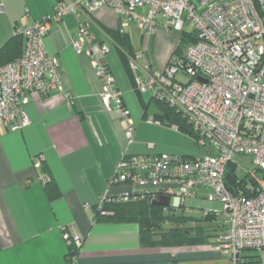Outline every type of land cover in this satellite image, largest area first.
Listing matches in <instances>:
<instances>
[{
  "label": "built area",
  "instance_id": "obj_1",
  "mask_svg": "<svg viewBox=\"0 0 264 264\" xmlns=\"http://www.w3.org/2000/svg\"><path fill=\"white\" fill-rule=\"evenodd\" d=\"M103 6L121 19L120 32L134 25L151 36L160 20L169 32L182 33L188 22L194 26L196 43L181 56L169 58L164 69L146 61L139 64L142 58L137 56L129 58L128 65L140 73L134 90L150 93L152 100L181 114L206 155L153 153L149 143L147 153L123 156L111 180L142 188L104 196L99 207L105 202L168 197V207L178 211L205 190L203 198L221 204L222 210L197 211L223 215L224 232L212 245L229 255L228 264H239L243 252L264 251V0H58L50 15L15 30L23 39V53L0 67V137L30 125L26 107L33 96L62 91L60 61L46 53L44 38L53 23L73 16L78 30L72 48L90 60L101 82L102 107L121 114L125 137L132 142L134 122L102 58L110 44L97 42L89 29L91 14ZM144 120L162 124L151 116ZM240 157L249 159L250 171L245 182L228 188L227 166ZM43 159L40 156L36 168ZM46 182L42 179L43 185ZM63 238L66 243L79 241L68 234Z\"/></svg>",
  "mask_w": 264,
  "mask_h": 264
},
{
  "label": "crops",
  "instance_id": "obj_2",
  "mask_svg": "<svg viewBox=\"0 0 264 264\" xmlns=\"http://www.w3.org/2000/svg\"><path fill=\"white\" fill-rule=\"evenodd\" d=\"M57 1L0 0V50L16 36L17 28L50 15ZM89 20L95 40L110 44L109 53L102 58L134 122L132 142L125 137L126 122L121 114L102 107L101 82L90 60L72 48L78 30L76 18L67 16L53 23L44 47L60 61L62 91L33 96L26 107L30 125L0 137V264H69L66 255L71 244L78 248L71 264H228L229 255L211 243L142 247L137 224L94 222L104 196L129 191V185L111 181L123 156L145 154L149 143L154 145L153 153L191 156L182 149V132L144 120L147 116L155 119L158 110L150 112L151 95L145 98L146 93L134 90V78L140 73L130 69L131 78L108 34L119 29L121 19L103 6ZM160 23L155 37L167 31ZM123 32L129 36L135 57L142 58L139 64L146 61L164 69L170 57L149 58L150 35L134 25ZM40 156L44 159L36 168ZM44 178L48 179L45 185ZM49 183L60 192L53 201L45 194ZM206 193L200 190L199 199ZM64 234L79 241L66 243ZM262 256L264 251L243 252L239 264H257Z\"/></svg>",
  "mask_w": 264,
  "mask_h": 264
},
{
  "label": "trees",
  "instance_id": "obj_3",
  "mask_svg": "<svg viewBox=\"0 0 264 264\" xmlns=\"http://www.w3.org/2000/svg\"><path fill=\"white\" fill-rule=\"evenodd\" d=\"M108 34L113 45L117 48L124 69L133 78L128 62L129 58H133L135 54L132 50L129 36L124 32H120V29L108 31ZM196 41L197 37L194 32L192 34L182 32L170 58L178 53L184 42L191 45L196 43ZM21 53H23V39L19 36H14L0 50V67L19 58ZM156 103L159 105L158 114L155 116L157 121L167 126H176L180 132L193 138L194 135L181 114L159 102ZM239 181L241 183L245 182L244 179L237 177L235 164L230 163L226 169V186L229 188L237 185ZM45 194L49 201L60 197V192L51 183L45 186ZM152 202L153 200L150 197L123 203L105 202L98 207L94 222L137 224L142 247H180L212 244L213 240L224 232L223 220L218 222L217 215L213 213L207 216L202 214L201 218L196 219L181 215L185 208L175 211L170 206H154ZM77 253V246L74 244L68 246L66 260L69 264L72 263ZM254 258L257 259L258 257Z\"/></svg>",
  "mask_w": 264,
  "mask_h": 264
},
{
  "label": "rangeland",
  "instance_id": "obj_4",
  "mask_svg": "<svg viewBox=\"0 0 264 264\" xmlns=\"http://www.w3.org/2000/svg\"><path fill=\"white\" fill-rule=\"evenodd\" d=\"M161 23L160 24L163 25L164 21L161 20ZM183 32L187 34H192L194 32V26L188 22L184 26ZM180 34L181 33H177V32L162 31V33L160 35H157V37H155L154 34L150 36L152 37V43H150L151 46L149 45L148 47L149 58L150 57L151 58H155V57L161 58L165 56L167 57V60H168V58L170 57V55L172 54L173 50L176 47V44L178 42V37ZM189 45H190L189 43L184 42L181 45V48L178 51V53L173 56H181L183 53H185ZM145 96H146L145 98H149L150 93H146ZM158 106L159 105H157V103L154 100H152L150 112L156 110V113H157ZM26 112H27V108H26ZM183 136L184 138H183V143H182L183 144L182 149L185 152H187V154H189L190 156L206 155V149L205 148L198 149L192 137L188 135L185 136V134ZM233 163L235 164V173L237 177L239 179H243L247 175V173L250 171L249 159L240 157V158H236ZM141 188L142 187L137 184L129 185V191H132V192L138 191ZM147 188H152V186H147ZM197 209L208 210V211H213V212H221L222 205L217 202H210V201H207L206 199H201V198L196 199V200H191V201L186 202L185 211L181 212V215L199 219L202 216V211L201 210L197 211ZM217 217L219 218V220H223V215L221 213H219ZM198 223H201V222H198ZM166 227L168 228L167 225ZM257 264H264V258L262 262H259Z\"/></svg>",
  "mask_w": 264,
  "mask_h": 264
},
{
  "label": "water",
  "instance_id": "obj_5",
  "mask_svg": "<svg viewBox=\"0 0 264 264\" xmlns=\"http://www.w3.org/2000/svg\"><path fill=\"white\" fill-rule=\"evenodd\" d=\"M169 203L168 197H161L158 200H155L152 202V205L154 206H161V207H167Z\"/></svg>",
  "mask_w": 264,
  "mask_h": 264
}]
</instances>
